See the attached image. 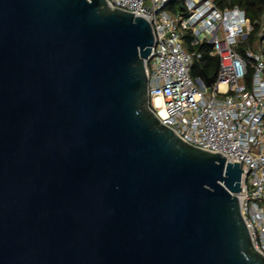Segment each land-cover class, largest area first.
<instances>
[{
	"label": "water",
	"instance_id": "water-1",
	"mask_svg": "<svg viewBox=\"0 0 264 264\" xmlns=\"http://www.w3.org/2000/svg\"><path fill=\"white\" fill-rule=\"evenodd\" d=\"M154 44L107 0H0V264H264L242 163L151 108Z\"/></svg>",
	"mask_w": 264,
	"mask_h": 264
},
{
	"label": "built area",
	"instance_id": "built-area-1",
	"mask_svg": "<svg viewBox=\"0 0 264 264\" xmlns=\"http://www.w3.org/2000/svg\"><path fill=\"white\" fill-rule=\"evenodd\" d=\"M114 8L147 18L155 44L147 61L149 101L156 116L183 141L242 163L241 209L253 246L264 255V16L255 42V25L240 7L220 8L214 0H107ZM210 47L220 67L211 86L192 77L197 50ZM244 45L243 53L238 49Z\"/></svg>",
	"mask_w": 264,
	"mask_h": 264
},
{
	"label": "trees",
	"instance_id": "trees-1",
	"mask_svg": "<svg viewBox=\"0 0 264 264\" xmlns=\"http://www.w3.org/2000/svg\"><path fill=\"white\" fill-rule=\"evenodd\" d=\"M214 2L222 9L240 7L245 10L248 18L255 25V30L252 32L249 41L255 42L258 32L261 30V21L264 16V0H214ZM183 0H173L170 9L174 10L176 7L182 9ZM184 47L187 51L197 50L201 52V56L196 58L193 68L192 77L203 79L208 77L216 78L220 59L218 56L210 54V47L203 44L193 45V37L189 31H183ZM244 45L239 47V51L243 53ZM264 52V46L262 48Z\"/></svg>",
	"mask_w": 264,
	"mask_h": 264
}]
</instances>
